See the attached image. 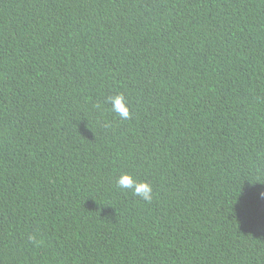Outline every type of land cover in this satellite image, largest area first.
<instances>
[{"label": "trees", "instance_id": "obj_1", "mask_svg": "<svg viewBox=\"0 0 264 264\" xmlns=\"http://www.w3.org/2000/svg\"><path fill=\"white\" fill-rule=\"evenodd\" d=\"M262 192L264 0H0V264H264Z\"/></svg>", "mask_w": 264, "mask_h": 264}, {"label": "clouds", "instance_id": "obj_2", "mask_svg": "<svg viewBox=\"0 0 264 264\" xmlns=\"http://www.w3.org/2000/svg\"><path fill=\"white\" fill-rule=\"evenodd\" d=\"M104 103L109 104L111 111L122 120L130 119L131 113L124 93L117 92L113 95H108L105 97ZM115 183L117 188L130 191L134 196L139 197L144 202L150 203L153 200L154 192L152 185L146 181L135 179L130 173H121L116 178ZM259 195L264 198V192ZM34 239V236H29V240Z\"/></svg>", "mask_w": 264, "mask_h": 264}]
</instances>
